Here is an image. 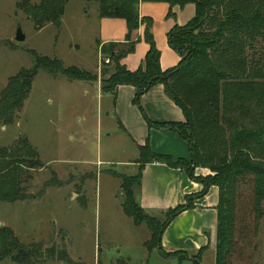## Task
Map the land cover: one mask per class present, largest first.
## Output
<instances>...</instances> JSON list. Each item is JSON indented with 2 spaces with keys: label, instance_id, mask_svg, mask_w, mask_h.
I'll use <instances>...</instances> for the list:
<instances>
[{
  "label": "trees",
  "instance_id": "obj_1",
  "mask_svg": "<svg viewBox=\"0 0 264 264\" xmlns=\"http://www.w3.org/2000/svg\"><path fill=\"white\" fill-rule=\"evenodd\" d=\"M72 0H40L38 4L23 1L24 12L40 30L47 24L60 28L66 4ZM97 4L100 18H120L126 23L127 45L108 42L101 45L100 62L111 70L101 78L100 90L115 97L120 85L134 88L132 103L140 106V97L153 85L162 84L166 95L181 109L184 119L178 122H155L147 118L148 127L172 129L188 143L190 159H173L154 152L146 140L138 145L137 171L118 175L125 193L124 213L134 225L144 223L150 230L145 242L148 251L156 249L163 257L189 259L201 264L206 246L189 254L166 251L161 235L168 223L182 211L193 207V198L205 195L211 186L218 189L217 223L214 242V264H232L235 255L242 256L252 246L264 204V63L254 59V44L264 40V0H86ZM140 1L166 2L180 7L193 3L195 13L183 26L175 25L168 33V44L179 55L178 63L168 69L160 67V52L150 32L152 19L140 17ZM171 13V12H170ZM145 24L144 40L148 49L135 70L121 64L126 53L133 51L136 31ZM114 52V54H112ZM34 65L21 68L11 76L0 93V123H12L27 98L38 70L51 77L94 83L97 76L74 65L65 66L60 59L41 56L35 51ZM103 73V72H102ZM122 128V124L120 125ZM164 163L183 169L203 185L201 192L185 196V203L162 211V221L141 207L135 194L141 185L146 163ZM41 165L37 151L23 137L10 147L0 149V200H20L21 182L26 170ZM209 169L207 175H196L195 169ZM10 186H9V185ZM11 187L12 190H9ZM136 190V192L134 191ZM247 214H253V222ZM253 230V231H252ZM253 247V246H252ZM36 245L29 249L18 243L7 228L0 230V258L11 256L19 263L38 256ZM60 258L72 260L64 250ZM123 258L117 264H127Z\"/></svg>",
  "mask_w": 264,
  "mask_h": 264
},
{
  "label": "rangeland",
  "instance_id": "obj_2",
  "mask_svg": "<svg viewBox=\"0 0 264 264\" xmlns=\"http://www.w3.org/2000/svg\"><path fill=\"white\" fill-rule=\"evenodd\" d=\"M23 1L40 0H0V93L21 68L33 67L31 50L60 59L65 66L93 70L95 2L69 1L60 29L47 24L35 30ZM81 9L88 10L85 24L79 22ZM18 28L24 36L21 41L16 40ZM252 52L259 65L264 63V40L254 44ZM87 83L51 77L40 69L16 119L0 123V149L26 137L41 163L26 170L20 189L23 199L0 200V230L9 229L29 249L36 245L38 256L26 263L5 256L0 264H69L60 258L61 250L73 264H117L118 258L127 264H170L160 263L156 249L149 254L145 246L149 228L134 225L122 207L125 193L118 175L136 173L133 162L139 151L129 130L120 126L121 114L130 121H135L134 112L143 119L144 114L133 103L132 112L128 98L117 109L114 96L87 89ZM148 214L165 218L158 212ZM246 217L253 222V214ZM253 232V247L235 255L232 264H264V204ZM201 264H214V251L206 250Z\"/></svg>",
  "mask_w": 264,
  "mask_h": 264
},
{
  "label": "crops",
  "instance_id": "obj_3",
  "mask_svg": "<svg viewBox=\"0 0 264 264\" xmlns=\"http://www.w3.org/2000/svg\"><path fill=\"white\" fill-rule=\"evenodd\" d=\"M194 10L193 3H187L180 7L178 5L170 6L166 2L140 1L138 5L139 16L152 19L150 32L155 46L160 52L159 63L163 70L175 66L179 61V55L168 44L169 31L175 25H185L193 17ZM77 14L80 18L79 22L85 24L89 20L88 10L81 9ZM63 24L64 14L61 26ZM94 24L97 31L96 63L90 72L97 76V80L94 83L88 82L86 88H93L98 93L103 94L99 82L101 78L107 77L111 70L107 68L106 71V68H103L100 64V58L103 56L101 45L108 42L122 44L115 47V51L125 47L127 43L124 41V37L127 28L123 19L100 18L98 10L95 13ZM144 30L145 24L140 23L135 33V38L138 40L135 42L133 51L126 53L120 61L129 70H135L140 66L148 49V44L144 40ZM133 96L134 88L132 86L120 85L116 90L113 100L115 104L113 105H117L118 109L121 106V101L128 98L127 102L131 105L130 110L133 112ZM140 106L144 118L151 121L178 122L184 119L181 109L166 95L162 84L153 85L145 92L140 97ZM134 115L135 121H130L121 114V122L123 128L129 130L137 145H142L147 140L151 149L156 153L169 155L173 159H190L188 143L176 131L148 127L146 119L140 118V115L136 112H134ZM128 122L131 127H129ZM133 164L136 167L138 166L136 162H133ZM209 173L210 171L207 168L197 167L195 169L196 175H207ZM202 189L203 185L192 180L183 169L172 168L164 163L151 162L146 163L142 170L141 185L136 193V200L147 212L161 213L168 208L185 203V196L198 194ZM217 202L218 189L216 186H211L205 195L194 197L193 207L174 217L162 232V248L166 251L182 250L192 254L206 246L202 257L206 250L214 251ZM153 250L149 251L150 255ZM158 257L160 263L182 264L185 261L192 262L189 259L178 260L177 258H166L162 255Z\"/></svg>",
  "mask_w": 264,
  "mask_h": 264
},
{
  "label": "water",
  "instance_id": "obj_4",
  "mask_svg": "<svg viewBox=\"0 0 264 264\" xmlns=\"http://www.w3.org/2000/svg\"><path fill=\"white\" fill-rule=\"evenodd\" d=\"M23 39H24V36L22 35L20 28H18L17 34H16V40L21 41Z\"/></svg>",
  "mask_w": 264,
  "mask_h": 264
},
{
  "label": "built area",
  "instance_id": "obj_5",
  "mask_svg": "<svg viewBox=\"0 0 264 264\" xmlns=\"http://www.w3.org/2000/svg\"><path fill=\"white\" fill-rule=\"evenodd\" d=\"M104 62V63H108L109 62V58L108 57H101L100 58V62Z\"/></svg>",
  "mask_w": 264,
  "mask_h": 264
}]
</instances>
